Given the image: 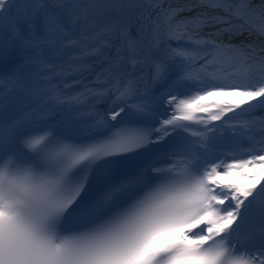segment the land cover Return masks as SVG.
Returning <instances> with one entry per match:
<instances>
[{
    "label": "snow or ice",
    "instance_id": "6c2138e0",
    "mask_svg": "<svg viewBox=\"0 0 264 264\" xmlns=\"http://www.w3.org/2000/svg\"><path fill=\"white\" fill-rule=\"evenodd\" d=\"M0 264H264V0H0Z\"/></svg>",
    "mask_w": 264,
    "mask_h": 264
}]
</instances>
